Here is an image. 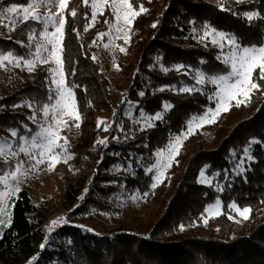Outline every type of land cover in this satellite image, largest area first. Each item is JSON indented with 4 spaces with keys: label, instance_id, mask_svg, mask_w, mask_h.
I'll return each mask as SVG.
<instances>
[{
    "label": "trees",
    "instance_id": "1",
    "mask_svg": "<svg viewBox=\"0 0 264 264\" xmlns=\"http://www.w3.org/2000/svg\"><path fill=\"white\" fill-rule=\"evenodd\" d=\"M28 2L3 0L0 10ZM90 3L86 6L84 0H69L64 12L65 77L69 84L79 85L74 91L82 120L77 140L68 144L73 156L68 164L77 178L65 187L63 204L78 216L92 211L112 215L119 212L118 198L147 192L151 207L147 227L142 234L122 230L97 234L63 226L45 242L44 220L28 192L22 190L11 202L9 224L0 232V264L33 258V264H264V143L251 144L253 160L247 161L243 174L236 172L249 142H264V81L258 80L261 89L252 92L246 106L232 105L222 114L210 134L198 133L183 143L166 181L152 189V175L146 174L156 151L165 149L193 116L214 108L208 100L214 87L203 86L204 94L180 93V87L193 86L195 80L176 73L174 66L206 75L228 71L217 59L220 49L196 38L203 35L206 22L234 34L242 45L263 46L264 18L250 22L243 13L257 11L264 17V0L239 4L235 0H131L135 10L143 6L148 11L133 22L126 60H117L124 76L122 104L136 103L149 116L163 112L165 103L174 107L136 140L107 147L98 143L96 119L112 110V97L108 79L92 59V42L108 31L110 26L104 21L113 24L114 18L109 9L85 32L91 19ZM42 27L29 20L14 28L9 38L0 36V52L28 58L31 49L21 40L27 39L33 28L38 36ZM162 67L171 70L165 72ZM255 75L258 79L259 70ZM49 84L45 66H39L27 81L13 73L6 85L0 80V139L13 129L21 136H30L28 129L37 131L24 108L25 101L41 111L48 102ZM172 86L175 91L170 90ZM140 92L145 95L141 97ZM201 170L213 180L211 186L198 182ZM86 171L91 172V179ZM218 197L222 214L203 223L205 209ZM232 202L250 207L249 219L231 214L228 205ZM229 215L233 219H228ZM42 243L46 245L43 250Z\"/></svg>",
    "mask_w": 264,
    "mask_h": 264
},
{
    "label": "snow or ice",
    "instance_id": "2",
    "mask_svg": "<svg viewBox=\"0 0 264 264\" xmlns=\"http://www.w3.org/2000/svg\"><path fill=\"white\" fill-rule=\"evenodd\" d=\"M236 3H245L246 0H235ZM55 3V0H30L27 7H18L16 4H12L10 7L0 10V17L4 13L16 14L17 17L21 19L23 23H27L29 20L41 24L42 30L38 31L33 28L28 36L30 45L32 41L35 43V51L28 53V58L18 57L13 52L9 51L7 54L0 52V67H3V61H9L12 63L15 61L14 66L20 67L21 61L25 66H27L28 71L31 72L35 69L37 64H54L55 67L48 69L51 78V87L48 89V98L46 103L42 106V113L44 121L38 124V131L32 133L31 129L27 131L30 136H21L19 133L13 129L11 131V136L13 138H18L19 144L13 145L9 141L5 140L0 143V155L4 156V165L9 164V156L16 157L20 153H24L29 160H35V164L31 165L30 168L24 167V162L20 161L15 165L14 170L4 172L0 175V185H3V190L0 191V212H3L8 201L14 194L21 191L20 184L23 182L24 178L27 177L30 172L36 171L39 165L44 164L48 161V169L51 170L56 163L60 161L61 158L71 160L73 156L69 153L68 140L60 135L63 128L69 127V121H75V127H80V121L82 120V113L78 107V101L74 89L78 88L79 85L74 83L69 84L65 77V16L64 10L68 5V0H58V10L56 12H51V6ZM84 4L89 5V0H84ZM42 6L49 7V14L41 15L37 9ZM91 22L85 25L84 31L87 32L89 27H91L96 21L98 16H103L105 11L111 10L112 16L115 20V24H111L109 20H105L104 23L108 24L110 28L114 29L117 35L115 37L111 36L110 33H100L97 38L103 37L105 35L109 36V44H105L104 47L108 48L110 45L112 47H119L121 53L126 52V48L123 46H118L115 44L116 39H123L124 44H128L130 41L129 31L133 22L142 13L147 12L148 9L143 6L140 7L139 11L135 10L133 3L130 0H91ZM223 10V9H222ZM233 14H237L233 12ZM71 15L75 17L77 12L75 9L72 10ZM243 16L247 18L248 21H253L256 19L264 18L257 11H246ZM12 24L16 23L15 19L9 17ZM85 18L87 19V13H85ZM152 27H156L153 23ZM52 31H49V29ZM14 30V29H13ZM193 32H197V29H193ZM123 33V35H119ZM79 35V34H78ZM212 37L211 44L217 46L220 49V55L217 59L223 63L228 69L227 72L218 73L215 75H206L204 72L197 71L195 75V84L193 86H183L178 89L180 93L192 94L194 92H199L204 94L203 85L210 83L214 86V91L208 95V100L215 103V108L209 107L205 109L203 115L193 116L187 122V131L181 133L180 135L170 138L166 148L158 150L155 152L156 160L151 165V167L146 168V174L155 171L152 176L153 183L151 188L155 189L159 183L162 182V177L164 176V171L170 168L173 161L180 153V144L183 139H187L190 135L195 134L194 123L198 120L199 126L204 124H213L219 118L221 113L228 112L230 110L231 104L235 101V105L239 107L241 104L247 105L248 101L251 100V94L253 90L260 91L261 84L259 81H264V46L242 45L238 38L234 34L225 33L224 31H219L215 27L209 25L207 22L203 25V35L197 36L196 38L203 41ZM96 43L95 40L92 42ZM29 45V46H30ZM227 49V50H225ZM93 61L97 58L92 57ZM157 57V61H159ZM203 63V61H202ZM117 69L119 65H114ZM183 65H175L174 69L179 71ZM162 70L167 72L171 69L163 68ZM257 70H259V77L255 75ZM73 75H75V70H73ZM185 75L188 73L185 72ZM164 88H160L159 91H164ZM170 90L175 91V86H172ZM139 95L143 97L144 92H140ZM243 97V99H241ZM91 104V102H89ZM27 105L28 102L25 101ZM32 107V105H29ZM174 106L171 103H165L163 106V112L157 111L154 115H147L142 109L140 110V116L144 123L142 124L141 130H146L147 128H152L155 126V121H161L164 119V112L172 109ZM41 110V109H38ZM49 117L51 118L49 122ZM67 118V119H66ZM33 123H36V113L33 112L30 117ZM102 121L98 122L97 127L100 126ZM140 123V121H137ZM106 126L105 130H108ZM63 140L64 143L61 144L59 141ZM98 143L103 144L107 147V138L98 141ZM264 143L253 139L249 142V145L244 148V157L248 161H252L253 157L250 154L251 144ZM57 149L60 151L58 152ZM245 160L241 158L240 163L236 165L237 175L243 174L246 169L244 167ZM0 171H3L0 167ZM205 173L203 170L200 172V176L204 177ZM199 183H205L204 179H201ZM222 191V189H218ZM144 197H147L149 193L145 192ZM134 200L140 199L139 196L133 197ZM221 200L219 197L215 200L214 205H209L205 211L213 212L215 215L219 216L222 214L220 210ZM229 211L235 212L244 220L249 219L250 207L241 208L236 202H232L228 205ZM228 219H233L232 215L228 216ZM67 221L61 217L59 221H52V225L55 226L58 223ZM207 223V220H204ZM3 223V221H0ZM183 225L180 226L183 230ZM53 229L50 228L49 231ZM88 231H94L88 229ZM70 243V242H69ZM46 245L41 244V250L45 249ZM35 259V258H33ZM32 264V261H29Z\"/></svg>",
    "mask_w": 264,
    "mask_h": 264
},
{
    "label": "rangeland",
    "instance_id": "3",
    "mask_svg": "<svg viewBox=\"0 0 264 264\" xmlns=\"http://www.w3.org/2000/svg\"><path fill=\"white\" fill-rule=\"evenodd\" d=\"M1 1L3 0H0V2ZM27 6L28 4L22 7H27ZM50 10L51 12H56L58 10V0H55V3L51 6ZM37 11L41 15H47L49 14V7L42 6L41 8L37 9ZM10 16L12 19L16 20L15 24L11 23V20L9 18ZM98 18L99 16L97 17V21ZM115 23L116 22L114 20L113 24ZM22 24L23 22L19 17L16 16V14H8L5 12L4 15L0 17V36L4 38H9L11 31ZM94 24L92 26H94ZM49 31H52V29L50 28ZM107 32L110 33L111 36L113 37L117 35L115 30L110 27ZM119 35L122 36L123 33H120ZM132 35H133V30L131 26V30L129 31L130 39ZM211 39L212 37H209L207 40H203V42L212 45ZM21 43L26 45L28 48H30L31 52L35 51V43H36L35 40L31 42V45L28 38L21 40ZM105 44H109L108 35L97 38L96 43L92 46V50H95L93 55L96 56L97 58L95 62L99 64L101 71L104 73L105 77L108 79L110 83L113 108L110 112L101 113L100 115L97 116L96 119L97 125L98 122L102 121V123H100V126L97 127L99 131V141L107 138L108 141L107 145L109 146L113 144L124 143L126 140H130V141L136 140L139 136V133L142 132L141 127L144 121L140 116V110L136 103L126 101L122 104L123 94L121 87L124 84V76L121 74L120 69L119 68L117 69L114 66V65H118L117 63L118 58L123 61L126 60L130 41L128 44L125 45L123 39L115 40L116 45L123 46L126 48V52L124 53H121L119 51V47H112L110 45L108 48H105L104 47ZM2 63L4 66L0 67V80H2L5 85L8 83L9 75L12 73L18 74L23 81H27L33 78L39 66H45L47 69L51 67H55V65L51 63L37 64L35 69L29 72L27 66H25L22 61L20 67L14 66L15 61H13L12 63H10L9 61H3ZM175 72L178 74H184L185 72H187L188 73L187 75L193 76L195 80V75L197 71L180 68L179 71L175 70ZM206 85L214 87L210 83H206L203 86ZM51 86L52 85L50 78L49 87ZM254 91L255 90H253V92ZM241 99H243V97H241ZM213 104L215 108V103L213 102ZM232 105H235V101L232 102L231 106ZM24 108L28 112H30L31 114L30 117L32 116L33 112L36 113V123H33L31 119L30 121L37 127V131H38V124L44 121L42 110L36 111L32 107H29V105H24ZM17 109L19 110L20 107ZM225 113L226 112H223L221 113V115ZM219 118L216 120L215 123L204 124L203 126H199V121L197 120L193 125L195 129V134L198 133L202 135L210 134L211 131L216 128L219 122ZM50 120L51 118L49 117V122ZM137 121H140V123H137ZM156 122L157 121H155V123ZM68 123H69V127L63 128L60 132V135L62 137L67 138L69 144L77 140L78 128L75 127V123H76L75 121H69ZM106 126H110L108 127V130H105ZM186 131H187V124L185 125V130L182 131L181 133ZM195 134L190 135L189 137L194 136ZM181 139H182V143L180 144V151L182 149L183 143L187 140V139L186 140L183 139V137ZM5 140L9 141L13 145L19 144L18 138H13L11 136V131L2 134L0 143H2ZM59 143L63 144L64 141L61 140L59 141ZM57 151L59 152L60 150L57 149ZM243 158L245 160L244 163L245 166L248 160L245 157ZM4 159L5 157L0 155V167H2L3 169V171H0V175H3L4 172L14 170L15 165L20 161L24 162L25 168H30L31 165L35 164V160H29V158L24 153H20L16 157L9 156L8 165H4L3 163ZM155 160H156V156H154L153 163L155 162ZM170 171H171V167L164 171V176L161 178L162 182L167 180V178L170 175ZM148 174H151L153 176L155 174V171ZM85 175L88 179L92 178V174L90 171H86ZM76 178L77 175L71 171L68 164V160L65 162V159L61 158L60 161L56 163L51 170L48 169V161L46 160L44 164L39 165L36 171L30 172V174L27 177H25L23 182L20 184L21 191L26 190L28 192L31 203L39 209L41 217L44 220L45 242H47V240L53 234V232L57 231L59 228L63 226H73L80 228L84 232L97 233V234L110 233L118 230L128 231L136 234L143 233V231L147 227L148 215L151 212V207L147 201V197H144V195H140L138 193H134L133 195L129 196L126 199L118 198L116 200V206L119 209V212L116 214L106 215L96 211H92L88 215L78 216L71 214L70 211L71 209L69 210L66 209L65 205L63 204V194L65 187L68 184L74 182ZM201 179L205 180V183L203 184L200 183L201 185L211 186L213 183V180L211 178H208L206 175H204V177L199 176L198 182ZM161 183H159L158 186ZM2 190H3V185H0V191ZM18 194L19 193L14 194L11 197V199L8 201L6 209L3 212H0V221H3V223H0V232L1 229L7 226L10 222L11 202L14 198L17 197ZM136 196H139L140 199L134 200L133 197ZM220 210L222 212V205H220ZM230 212L231 214L240 217L235 212L232 211ZM61 217H63L67 222L66 223L60 222L57 225L53 226L52 221L54 220L59 221ZM215 217L218 216L215 215L213 212L205 211L203 223H205L204 222L205 219L208 220L210 218H215ZM50 228H52L53 230L49 231ZM88 229H92L94 231H88ZM29 261H32L33 264L35 262V259L20 261L16 264H29Z\"/></svg>",
    "mask_w": 264,
    "mask_h": 264
}]
</instances>
